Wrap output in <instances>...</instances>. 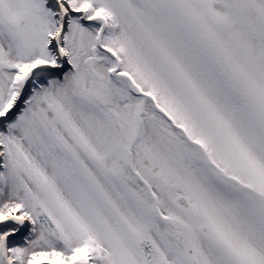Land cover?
Returning <instances> with one entry per match:
<instances>
[{"label":"snow or ice","instance_id":"snow-or-ice-1","mask_svg":"<svg viewBox=\"0 0 264 264\" xmlns=\"http://www.w3.org/2000/svg\"><path fill=\"white\" fill-rule=\"evenodd\" d=\"M0 264H264V0H0Z\"/></svg>","mask_w":264,"mask_h":264}]
</instances>
